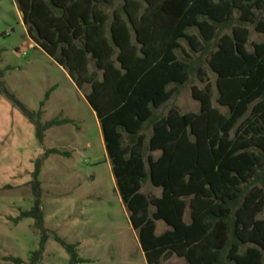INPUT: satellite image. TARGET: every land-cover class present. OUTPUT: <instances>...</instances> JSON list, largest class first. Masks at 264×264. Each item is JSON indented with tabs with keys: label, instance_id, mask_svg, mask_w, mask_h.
<instances>
[{
	"label": "trees",
	"instance_id": "obj_1",
	"mask_svg": "<svg viewBox=\"0 0 264 264\" xmlns=\"http://www.w3.org/2000/svg\"><path fill=\"white\" fill-rule=\"evenodd\" d=\"M16 0L30 38L61 67L95 111L116 183L148 264L174 253L184 264H264V42L248 45L249 25L264 36V0ZM196 29L197 34L189 31ZM185 40L199 57L195 68L180 59ZM4 50L0 49V64ZM205 59L217 75L214 86L192 88L199 113L162 109L201 68ZM94 62L102 73L90 71ZM6 96L46 132L70 120L42 122L1 81ZM207 81V80H206ZM171 86L174 88L170 89ZM49 94H47V99ZM148 126L152 135L148 140ZM235 132V137L233 133ZM44 159L31 183L35 203L20 220L33 219L41 235L31 264H40L49 242L40 180ZM155 153H160L156 158ZM150 180L160 197L142 193ZM188 208L191 222H186ZM158 222L169 228L158 235ZM56 240L80 264L76 245ZM13 264H26L10 258Z\"/></svg>",
	"mask_w": 264,
	"mask_h": 264
},
{
	"label": "rangeland",
	"instance_id": "obj_2",
	"mask_svg": "<svg viewBox=\"0 0 264 264\" xmlns=\"http://www.w3.org/2000/svg\"><path fill=\"white\" fill-rule=\"evenodd\" d=\"M122 6L123 0H118L108 10L110 16ZM249 28L248 49L253 52V45L264 42V36L253 26ZM189 32L198 33L196 29ZM0 49L4 50L0 71L5 72L1 79L5 86L31 111L38 112L45 102L43 123L55 119L72 122L48 130L41 144L35 126L6 96L0 95V264H13L10 258L31 264L40 247L41 235L35 221L19 218L34 206L33 174L37 162L50 151L58 153L46 157L40 176L50 237L40 264H71L70 255L56 240L57 235L76 245L80 264H148L120 195L100 121L85 97L91 86L80 90L68 72L30 38L16 0H0ZM178 55L186 60L187 55L191 56L189 61L194 68L199 62L185 40ZM201 68L207 76L205 82L192 73L180 93L156 111L158 116L167 115L173 107L183 114L199 113L201 104L193 99L192 88L205 89L208 82L214 86V106L226 115L229 113L217 101V75L205 59H201ZM90 71L97 72L102 79L94 62ZM145 133L149 140L151 126ZM155 156L158 158L160 153ZM142 193L160 197L162 189L147 180ZM185 219L191 222L189 208ZM259 219L264 220V212ZM157 224L161 235L168 227L164 222ZM184 263L172 252L162 261Z\"/></svg>",
	"mask_w": 264,
	"mask_h": 264
},
{
	"label": "crops",
	"instance_id": "obj_3",
	"mask_svg": "<svg viewBox=\"0 0 264 264\" xmlns=\"http://www.w3.org/2000/svg\"><path fill=\"white\" fill-rule=\"evenodd\" d=\"M22 17H23V16H22ZM168 229H169V228H165L164 231H163V233H164L165 231H167ZM163 233H162V234H163Z\"/></svg>",
	"mask_w": 264,
	"mask_h": 264
}]
</instances>
